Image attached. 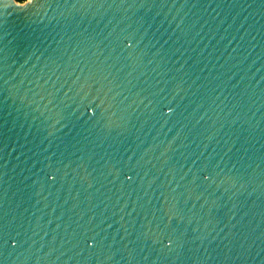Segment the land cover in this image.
I'll list each match as a JSON object with an SVG mask.
<instances>
[{
  "label": "water",
  "instance_id": "water-1",
  "mask_svg": "<svg viewBox=\"0 0 264 264\" xmlns=\"http://www.w3.org/2000/svg\"><path fill=\"white\" fill-rule=\"evenodd\" d=\"M0 264H264V0H0Z\"/></svg>",
  "mask_w": 264,
  "mask_h": 264
},
{
  "label": "trees",
  "instance_id": "trees-1",
  "mask_svg": "<svg viewBox=\"0 0 264 264\" xmlns=\"http://www.w3.org/2000/svg\"><path fill=\"white\" fill-rule=\"evenodd\" d=\"M17 3H24L26 0H14Z\"/></svg>",
  "mask_w": 264,
  "mask_h": 264
},
{
  "label": "rangeland",
  "instance_id": "rangeland-1",
  "mask_svg": "<svg viewBox=\"0 0 264 264\" xmlns=\"http://www.w3.org/2000/svg\"><path fill=\"white\" fill-rule=\"evenodd\" d=\"M26 1H27V0H26ZM26 1H25V2H26Z\"/></svg>",
  "mask_w": 264,
  "mask_h": 264
}]
</instances>
